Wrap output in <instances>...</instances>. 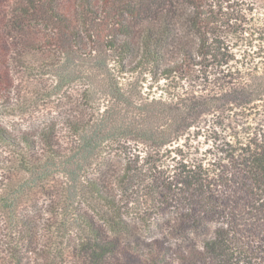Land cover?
Segmentation results:
<instances>
[{
    "label": "trees",
    "instance_id": "16d2710c",
    "mask_svg": "<svg viewBox=\"0 0 264 264\" xmlns=\"http://www.w3.org/2000/svg\"><path fill=\"white\" fill-rule=\"evenodd\" d=\"M39 61L0 264H264V0H0V97Z\"/></svg>",
    "mask_w": 264,
    "mask_h": 264
},
{
    "label": "rangeland",
    "instance_id": "374dc122",
    "mask_svg": "<svg viewBox=\"0 0 264 264\" xmlns=\"http://www.w3.org/2000/svg\"><path fill=\"white\" fill-rule=\"evenodd\" d=\"M33 59H41L39 53H33ZM41 61L35 63L37 75L32 76V79L36 77L37 81L30 83V77L21 70L14 72L17 81L10 90L8 96L0 97V122L10 129L11 133H18L20 130L34 126L35 124L42 123L52 118H57L59 114L65 109L63 104H58V100L55 98L42 99L36 95V91L40 87V83L44 82L49 76L46 68L40 67ZM144 89L150 92L148 86L151 84L150 76H146L143 79ZM156 89L155 84L153 85ZM153 92V91H151ZM209 143H206L204 138L200 143V148H207ZM58 264H88L81 257L68 253L65 257L58 261ZM109 264H112L110 261Z\"/></svg>",
    "mask_w": 264,
    "mask_h": 264
}]
</instances>
